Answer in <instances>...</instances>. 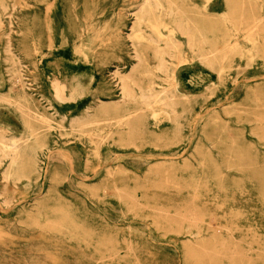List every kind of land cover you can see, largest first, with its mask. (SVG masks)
<instances>
[{
	"label": "rangeland",
	"instance_id": "obj_1",
	"mask_svg": "<svg viewBox=\"0 0 264 264\" xmlns=\"http://www.w3.org/2000/svg\"><path fill=\"white\" fill-rule=\"evenodd\" d=\"M141 1L0 0V264H264V0H160L117 123Z\"/></svg>",
	"mask_w": 264,
	"mask_h": 264
},
{
	"label": "bare ground",
	"instance_id": "obj_2",
	"mask_svg": "<svg viewBox=\"0 0 264 264\" xmlns=\"http://www.w3.org/2000/svg\"><path fill=\"white\" fill-rule=\"evenodd\" d=\"M167 3L170 0H166ZM169 4V3H168ZM175 4V3H174ZM3 6V5H1ZM163 6V5H162ZM170 6V4H169ZM161 7V2L160 0H142L141 2H139L136 5V8L138 9L137 13L135 14V23L133 24V26L131 25V33L128 35L127 32L126 34L128 35V38L130 39V46L132 49V53H133V57L136 60V65H133L134 67L132 68V71L130 74L126 75V76H120L119 73H114V78L117 77L118 80V84L120 85V91L122 92L121 96H122V103H118L115 104L113 106L110 107V109H112V111H114L115 113L118 110H123L124 113L120 114V115H116L114 116V119L116 120L117 123H124L126 122L132 115L133 112L136 109H133L132 111H128L131 108V105L128 104V102L131 101V98L133 96L134 91H136V88H138L139 90H142L141 84L139 82H136V80H142L143 77L145 76H150L151 74H154L156 70L160 69L162 66H164L165 63V58H164V53L168 50H166L165 48H161L159 42L163 41L164 46L166 48H169L170 46L173 47L171 44L174 43L172 42V36L171 34L174 33L172 32V28L173 27H166V24L164 21L161 20V15L163 14V12H161L160 10ZM171 7V6H170ZM168 7V8H170ZM164 8V6H163ZM3 9V8H2ZM6 9V8H5ZM125 9V8H124ZM171 9V8H170ZM172 10V9H171ZM134 12V11H133ZM132 12V13H133ZM176 12H178L176 10ZM131 13V14H132ZM172 13V11L170 12ZM166 14H169L168 12ZM179 14V12H178ZM181 16V15H180ZM183 19V18H182ZM181 19V20H182ZM180 20V21H181ZM188 20V19H187ZM179 21V22H180ZM177 22V23H179ZM186 22V20H185ZM188 24V23H187ZM186 24V25H187ZM161 25L165 26V28H167L169 31L167 33L166 36H164L161 32ZM179 27L178 24H175ZM176 26V27H177ZM189 26V25H188ZM129 27V28H130ZM191 27V26H189ZM164 28V27H163ZM164 28V29H165ZM181 28V27H180ZM185 28V27H183ZM183 28L181 29L183 32ZM188 27H186L187 29ZM147 29L149 30V32H147ZM189 29V28H188ZM172 30V31H171ZM181 33V30L178 29ZM175 31V29H174ZM183 34V33H181ZM187 38L189 40H191V38L194 36L193 31L188 30L187 33ZM187 40V39H186ZM177 41L180 43L181 41H179L177 39ZM188 41V40H187ZM172 42V43H171ZM193 42V41H192ZM188 43V42H186ZM190 43V42H189ZM188 43V44H189ZM194 44V43H192ZM191 44V45H192ZM190 45V44H189ZM194 46V45H193ZM176 47V45H175ZM190 47V46H189ZM174 49V48H173ZM190 49V48H189ZM151 50V53L149 52ZM170 50V49H169ZM177 50V48H176ZM171 51V50H170ZM169 51V52H170ZM166 52V53H169ZM169 54H167L168 56ZM201 55V54H200ZM171 55H169L170 57ZM172 57V56H171ZM170 57V58H171ZM174 57V56H173ZM19 59V58H18ZM151 60H156L157 64L154 67H151ZM188 60V59H187ZM170 62V61H169ZM183 62H187L185 59H183L180 63ZM174 64V63H173ZM167 65V64H165ZM168 67V66H167ZM166 67V68H167ZM177 67V65H176ZM119 71V70H118ZM21 72V71H20ZM120 72V71H119ZM175 72V69H174ZM174 74V73H173ZM19 76V75H18ZM112 77V76H111ZM113 78V79H114ZM158 78V77H157ZM20 79V78H19ZM18 80V78H17ZM16 80V81H17ZM176 80V79H174ZM151 82V81H150ZM14 84V83H13ZM88 85H86V83L84 82L83 79L81 78H72L68 83L64 82V81H58V80H53L50 84V92L52 94V96L55 99H62L66 93H69L70 96L72 97H76L77 95H80L82 93H84V91L86 90ZM148 88L151 90L152 87L148 86ZM165 90V89H164ZM163 90V91H164ZM161 92H159L160 94ZM166 93V92H165ZM142 95V94H141ZM156 95V93H155ZM158 95V94H157ZM167 96V95H166ZM5 97V96H4ZM143 97V95H142ZM155 97V96H154ZM156 98V97H155ZM12 99V98H11ZM121 99V97H120ZM117 100V99H116ZM2 101V100H1ZM8 101V100H5ZM8 103V102H7ZM10 103V102H9ZM11 104V103H10ZM92 106L89 105L87 106V110H90ZM109 110L106 109L105 112H108ZM36 113V112H34ZM118 113V112H117ZM158 113V111L156 112ZM156 113L154 115H156ZM165 113V112H164ZM37 114V113H36ZM167 114V113H166ZM39 116V115H38ZM168 116V115H167ZM40 117V116H39ZM46 117V116H45ZM154 117V116H153ZM48 119V118H47ZM44 120V119H43ZM81 120V119H79ZM63 121V120H62ZM95 122V121H94ZM72 123V122H70ZM75 123V122H73ZM91 123V121L89 122ZM86 124V123H85ZM84 124V125H85ZM88 124V123H87ZM71 125V124H69ZM83 125V124H82ZM24 126V124H23ZM6 129V128H5ZM3 131V130H2ZM9 131V130H8ZM101 131V130H100ZM95 132V131H94ZM3 135V134H2ZM30 135V134H29ZM32 135V134H31ZM87 135V134H86ZM35 136V135H34ZM4 137V136H3ZM21 137V135H20ZM7 138V137H6ZM9 138V137H8ZM14 138V137H12ZM17 138V137H15ZM28 138V136L26 137ZM34 138V137H33ZM5 140V138H4ZM7 140V139H6ZM10 140V138H9ZM27 140V139H26ZM29 140V139H28ZM3 141H0V143H2ZM9 142V141H8ZM12 142V141H11ZM25 142V141H24ZM5 144V143H4ZM2 144V146L4 145ZM9 145V144H8ZM15 146V145H13ZM5 147V146H4ZM11 146H9L10 149ZM12 148V147H11ZM16 149V147H14ZM8 149V151H9ZM193 149V148H192ZM3 151V150H2ZM11 152V151H10ZM2 156L4 154H1ZM7 155V152L5 154V156ZM19 155V154H18ZM15 156V155H14ZM17 156H15L14 158H16ZM187 157V156H186ZM10 158V157H9ZM15 162V160H14ZM21 162V161H20ZM23 162V161H22ZM37 162V161H36ZM16 165V164H15ZM11 166V165H10ZM23 166V165H22ZM6 167V166H5ZM17 168V166H16ZM15 168V170H16ZM20 168V167H19ZM21 169V168H20ZM19 169V171H20ZM23 170L24 167L22 168ZM9 170V169H8ZM18 170V169H17ZM17 172V171H16ZM22 172V170H21ZM5 173V172H4ZM4 173H2L4 175ZM219 174H221L220 172H218ZM23 174V173H22ZM225 174V173H223ZM6 175V174H5ZM26 175V173H25ZM227 175V174H226ZM22 176V175H21ZM3 177V176H2ZM29 177V176H28ZM23 178V176H22ZM222 178V177H221ZM116 187V186H115ZM104 190V189H103ZM85 199V198H83ZM34 201V200H33ZM33 207V205H32ZM30 208V207H29ZM67 213V210H66ZM61 214V213H60ZM61 217V216H60ZM69 218V217H68Z\"/></svg>",
	"mask_w": 264,
	"mask_h": 264
}]
</instances>
